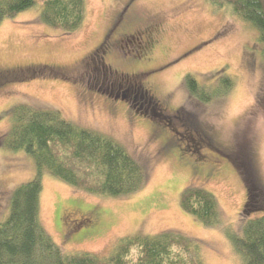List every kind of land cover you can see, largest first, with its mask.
I'll use <instances>...</instances> for the list:
<instances>
[{
	"label": "rangeland",
	"instance_id": "374dc122",
	"mask_svg": "<svg viewBox=\"0 0 264 264\" xmlns=\"http://www.w3.org/2000/svg\"><path fill=\"white\" fill-rule=\"evenodd\" d=\"M39 10L37 3L0 22V138L12 105L52 109L115 139L146 172L138 191L111 197L43 171L38 217L53 241L66 254L107 255L124 236L170 230L199 242L202 264H241L227 232L241 235L243 224L261 214L242 211L245 177L264 197V45L257 30L206 0H85L84 20L73 32L44 24ZM142 30L150 33L136 39ZM104 35L110 48L102 55L96 47ZM123 35L131 36L118 49ZM138 70L149 74L138 79ZM187 73L208 87L227 75L233 86L202 103L186 90ZM134 77L160 103L153 115L99 91L130 89ZM35 173L27 154L0 146V222L13 189ZM187 186L216 197L217 224L203 225L180 208Z\"/></svg>",
	"mask_w": 264,
	"mask_h": 264
},
{
	"label": "trees",
	"instance_id": "16d2710c",
	"mask_svg": "<svg viewBox=\"0 0 264 264\" xmlns=\"http://www.w3.org/2000/svg\"><path fill=\"white\" fill-rule=\"evenodd\" d=\"M206 1L214 7L228 6L257 30L258 41L264 45V0ZM37 3L39 20L55 30L73 32L84 20L85 0H0V22ZM183 82L189 95L202 103L225 96L233 86L227 75L209 87L189 73ZM6 113L10 125L0 146L23 151L32 159L36 173L11 192L8 214L0 222V264H202L199 242L170 230L124 236L107 255L64 253L39 221L43 171L77 189L111 197L138 191L146 182V172L115 139L75 125L56 110L16 103ZM245 182L248 195L242 211L261 214L243 224L241 235L227 232V236L241 264H264V203L259 196L264 197L253 181L245 177ZM178 202L203 225L219 221L216 197L201 187L187 186Z\"/></svg>",
	"mask_w": 264,
	"mask_h": 264
},
{
	"label": "flooded vegetation",
	"instance_id": "af4514ba",
	"mask_svg": "<svg viewBox=\"0 0 264 264\" xmlns=\"http://www.w3.org/2000/svg\"><path fill=\"white\" fill-rule=\"evenodd\" d=\"M120 18H121V14L118 15L117 18L114 20V22H113V24H112V26H111V28L109 30V33L110 32H113L114 28H116L118 26V23L120 22L119 21ZM136 33H137L136 34V37H137L136 39L139 40V38H141V37H139V33L148 34L150 32L148 30H142V31H136ZM128 36H131V35H123V37L121 39H119L118 45L116 43L114 45L118 49L120 47L122 49V46L120 44V41H123V40L129 41L127 39ZM145 36H147L148 38H150L148 35H145ZM106 38H107V36L104 35V37L102 38V41L99 43L98 47H96V48H99L101 50L102 55H104V53H106V50L110 48L109 47L110 46V43H108L106 41ZM141 42H139V43L143 45V49H144V44H145L144 43L145 42L144 39ZM145 47H147V46H145ZM96 50H98V49H96ZM128 50L129 49H126L125 51L122 52V54H123L124 57H127L128 55H130V51H129V54H127V51ZM100 57H102V56H100ZM146 74H149V72H140L139 71L136 74L135 73L134 74L132 73V75H134L138 79H140L139 78L140 76L143 77V78L146 77L145 76ZM135 77L131 80V83H133L132 84L133 86L130 87V89L126 88V89L115 90L114 91L113 88H110V89L108 88V89L102 90L101 92L107 94V96H109V97H111L113 99H123V100H126L129 103L130 107H134L135 108L134 109L135 111L138 110L136 108V105H138L139 109H141L140 112H142V114H149V113H151V115H153V111H154V109L152 108V107H154L153 105L159 106L160 103L157 102L156 100H154V95H152L151 89L148 88V87L147 88L144 87L141 84L140 81L138 83V81L135 80ZM174 133L175 132H173V134ZM177 139L180 142H182V137L177 138Z\"/></svg>",
	"mask_w": 264,
	"mask_h": 264
}]
</instances>
